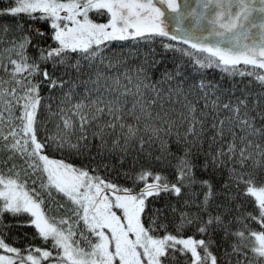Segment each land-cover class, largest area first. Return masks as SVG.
Returning a JSON list of instances; mask_svg holds the SVG:
<instances>
[{"label":"snow or ice","instance_id":"snow-or-ice-1","mask_svg":"<svg viewBox=\"0 0 264 264\" xmlns=\"http://www.w3.org/2000/svg\"><path fill=\"white\" fill-rule=\"evenodd\" d=\"M0 264H264V0H0Z\"/></svg>","mask_w":264,"mask_h":264},{"label":"trees","instance_id":"trees-1","mask_svg":"<svg viewBox=\"0 0 264 264\" xmlns=\"http://www.w3.org/2000/svg\"><path fill=\"white\" fill-rule=\"evenodd\" d=\"M156 49H157V52H158V53H159V52H162V49L159 47L158 44L156 45ZM142 51H144V50L142 49ZM168 55L171 56L172 54L169 53ZM212 75H213V77L216 78V79H220V77H221V73H220L218 70L215 71L214 73H212Z\"/></svg>","mask_w":264,"mask_h":264}]
</instances>
